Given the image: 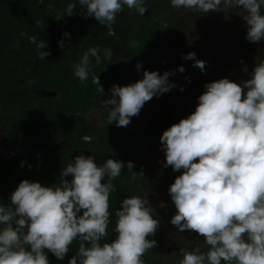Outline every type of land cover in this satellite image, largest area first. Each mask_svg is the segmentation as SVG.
I'll return each mask as SVG.
<instances>
[{
    "label": "clouds",
    "instance_id": "clouds-1",
    "mask_svg": "<svg viewBox=\"0 0 264 264\" xmlns=\"http://www.w3.org/2000/svg\"><path fill=\"white\" fill-rule=\"evenodd\" d=\"M77 5L109 34L125 8L141 16L147 11L146 0H71L57 19L72 16ZM221 5L243 10L248 42L264 40V0H170L172 8L203 13L220 11ZM28 41L38 59L50 55L37 35ZM57 43L64 47L63 40ZM112 56V49L89 47L72 65L73 75L81 83L91 75L100 97L104 90L90 57L100 65L102 57L109 61ZM181 58L205 70L206 62L195 59V53ZM135 67L139 71L141 63ZM177 70L184 72L182 66ZM172 74L145 70L134 83L113 84L108 98L100 100L107 123L127 126L145 102L176 87L168 79ZM204 88L194 111L159 137L163 166L180 172L168 188L176 209L170 223L179 232L203 237L207 245L206 251L181 248L179 264H264V60L255 63L247 80L221 78ZM125 166L129 182L143 178V172L132 171L131 161L108 158L98 165L93 154L81 153L61 169L58 183L21 180L8 197L10 203H0V264H49L45 249L62 261L73 241L78 247L68 264H144V254L157 246L148 237L159 227L147 196L120 202L112 228L115 238L108 239L109 197Z\"/></svg>",
    "mask_w": 264,
    "mask_h": 264
},
{
    "label": "trees",
    "instance_id": "trees-1",
    "mask_svg": "<svg viewBox=\"0 0 264 264\" xmlns=\"http://www.w3.org/2000/svg\"><path fill=\"white\" fill-rule=\"evenodd\" d=\"M69 2L71 0H43L42 3L0 0V128H5L7 137L6 141L0 140V203H10V193L23 179L43 185L58 183L61 169L81 153L93 154L98 165L108 158L131 161L132 171L143 172V178L129 182L130 173L125 166L121 176L113 181L115 191L109 197L110 242L115 238L112 232L115 211L125 197L150 195L160 187L163 179L180 174L168 166L158 174L148 176L150 165L147 160L155 155L149 153L148 148L164 130L189 114L177 112L168 105L160 108L144 127L125 131L115 122L107 123V111L100 100L108 98L113 84L126 86L132 79L125 66L137 62L143 65L157 59L163 44L183 31L192 16L188 14L175 19V8L170 6V0H146L147 11L143 16L129 13L125 8L116 17L112 34H109L107 28L87 16L79 5L72 16L57 19L58 13L63 14ZM64 32L70 36L63 37ZM246 32L244 21L238 38H245ZM32 35L47 44L44 50L50 55L44 60L37 58L35 45L28 41ZM59 40L64 41L63 48L58 46ZM97 46L112 49L113 53L109 61L102 57L100 65L90 57L93 71L104 90L100 97L97 86L91 82V75L81 83L72 69L84 51ZM97 111L102 112L100 118L90 119ZM175 213V207L171 206L153 215L161 222L169 220ZM148 238L156 241L154 236ZM77 247L78 243L73 241L62 261L47 249L44 251L49 264H68ZM196 247L207 250V245L199 240L191 241L187 249ZM152 251L148 250L142 257L144 264H155Z\"/></svg>",
    "mask_w": 264,
    "mask_h": 264
},
{
    "label": "rangeland",
    "instance_id": "rangeland-1",
    "mask_svg": "<svg viewBox=\"0 0 264 264\" xmlns=\"http://www.w3.org/2000/svg\"><path fill=\"white\" fill-rule=\"evenodd\" d=\"M190 14L185 29L171 36L162 46L161 53L157 59L141 64L138 71L136 64L125 66V70L132 76L127 83L131 84L143 78L145 70L157 71L163 74L170 71L169 81L174 83L168 92L160 96H154L144 103L139 114L130 118V123L123 126L125 131L138 130L144 127L149 119L154 117L157 111L165 106L172 105L177 112L190 114L194 111L198 96L206 89V83L228 78L239 83L249 78V71L256 62L264 60V40L258 43H250L246 38H238L237 34L244 24L241 16L245 13L236 7H225L221 5L220 11L203 13L190 9H175L173 15L175 19L182 18ZM189 52L195 53V59L205 61V70L194 67V61L182 59V55ZM178 66L184 68L181 73ZM248 71H242L243 67ZM183 88V91L180 89ZM101 111L91 114L90 119H99ZM0 140H7L5 128H0ZM149 153L155 154L148 158L150 165L149 175H156L165 167V156L160 148V140L157 139L148 148ZM177 174L163 179L160 187L153 190L147 198L155 212H159L166 207L174 206L168 193L169 186L174 182ZM157 246L153 248L152 258L155 264H179L182 258L180 249H187L193 240L202 243L203 237L188 231L179 232L169 220L159 222L155 234Z\"/></svg>",
    "mask_w": 264,
    "mask_h": 264
}]
</instances>
